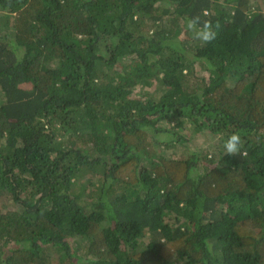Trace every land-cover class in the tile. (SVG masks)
<instances>
[{
  "label": "trees",
  "instance_id": "16d2710c",
  "mask_svg": "<svg viewBox=\"0 0 264 264\" xmlns=\"http://www.w3.org/2000/svg\"><path fill=\"white\" fill-rule=\"evenodd\" d=\"M0 11V264H264V0Z\"/></svg>",
  "mask_w": 264,
  "mask_h": 264
},
{
  "label": "clouds",
  "instance_id": "9594fccd",
  "mask_svg": "<svg viewBox=\"0 0 264 264\" xmlns=\"http://www.w3.org/2000/svg\"><path fill=\"white\" fill-rule=\"evenodd\" d=\"M203 15L207 16V11H205ZM219 27V21H216L214 24L211 19L202 20L200 15L186 18L185 23L186 31L192 33L194 39H197L204 44L211 43L216 39ZM224 148L227 155L236 156L246 154L242 152L243 141L238 132H234L228 137Z\"/></svg>",
  "mask_w": 264,
  "mask_h": 264
},
{
  "label": "rangeland",
  "instance_id": "374dc122",
  "mask_svg": "<svg viewBox=\"0 0 264 264\" xmlns=\"http://www.w3.org/2000/svg\"><path fill=\"white\" fill-rule=\"evenodd\" d=\"M0 13H1L0 14V30H1V28H2L1 26H3L6 23V20L8 19V17H6V13L3 14L1 11H0ZM198 137H199L198 135H195V137L192 140H193V142L197 141L198 144L200 146H202L203 148L208 147L209 143L213 142V140H214V137L210 133H208L206 135L205 141L200 139V138H198Z\"/></svg>",
  "mask_w": 264,
  "mask_h": 264
}]
</instances>
